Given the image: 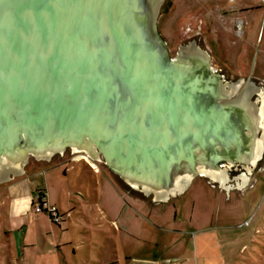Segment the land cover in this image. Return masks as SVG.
Segmentation results:
<instances>
[{
    "label": "water",
    "instance_id": "obj_1",
    "mask_svg": "<svg viewBox=\"0 0 264 264\" xmlns=\"http://www.w3.org/2000/svg\"><path fill=\"white\" fill-rule=\"evenodd\" d=\"M167 0H0V184L67 151L167 203L264 159V87L196 39L175 55Z\"/></svg>",
    "mask_w": 264,
    "mask_h": 264
},
{
    "label": "rangeland",
    "instance_id": "obj_2",
    "mask_svg": "<svg viewBox=\"0 0 264 264\" xmlns=\"http://www.w3.org/2000/svg\"><path fill=\"white\" fill-rule=\"evenodd\" d=\"M159 27L173 55L179 45L196 39L227 79L245 78L264 87V0H167ZM35 162L22 179L0 184V264H84L88 252L108 256L113 242L104 234L97 237L95 225L75 209L80 202L84 212L104 214L106 234H113L105 202L124 197L123 188L112 184L108 169L95 172L85 161H40L30 170ZM39 190L65 214L60 225L36 210ZM178 197L183 202L170 212L179 214V224L152 221L196 237L186 247L185 264H264V159L247 180L222 187L197 177ZM84 227L93 235L80 236Z\"/></svg>",
    "mask_w": 264,
    "mask_h": 264
},
{
    "label": "crops",
    "instance_id": "obj_3",
    "mask_svg": "<svg viewBox=\"0 0 264 264\" xmlns=\"http://www.w3.org/2000/svg\"><path fill=\"white\" fill-rule=\"evenodd\" d=\"M36 165L37 162L33 163L30 170L35 169ZM87 165L92 169L88 163ZM28 170L24 175L29 173ZM24 175L15 177L7 183L18 181ZM110 176L113 178L112 184H118L126 193L124 197L113 196L105 202L109 210V222L113 225V234H106L107 231L102 222L105 219L104 214H97L89 209L88 212H84L80 202H78V209H75L78 210L82 220H85L87 224L95 225L94 230L100 232L96 233L97 237L104 234L102 238L106 237L113 242L108 256L101 255L98 251L99 255L95 257L94 254L88 252V260H85L84 264H185L186 258L183 255L186 247L192 240L195 241L196 237L176 228H163L152 221V217H157L166 222L173 221L175 225L179 224L181 217L178 216V213H171L170 209L172 205L175 206L174 203H182L183 198L177 197L167 203H156L152 198L126 187L113 174ZM95 205L97 204L95 203ZM116 220L120 221L122 225H117ZM94 230L84 227L80 236L89 237L93 235ZM163 234L167 236L166 241L161 239ZM186 236L187 244L185 243ZM119 239L122 240V246L118 242ZM83 244L81 243L80 246ZM19 248L21 247L18 246Z\"/></svg>",
    "mask_w": 264,
    "mask_h": 264
},
{
    "label": "built area",
    "instance_id": "obj_4",
    "mask_svg": "<svg viewBox=\"0 0 264 264\" xmlns=\"http://www.w3.org/2000/svg\"><path fill=\"white\" fill-rule=\"evenodd\" d=\"M81 156H74L73 160L76 161H80ZM85 159V158H84ZM88 164L90 165V167L94 170V171H98V167L97 164L95 162L90 161L89 159H85ZM35 205V204H34ZM36 210L37 211H45L49 213V216L51 218V220L56 223V224H61L64 219H65V214L63 212H61V210L56 206V205H50L48 203V199H47V194L44 191V195H40L38 196V201L36 203Z\"/></svg>",
    "mask_w": 264,
    "mask_h": 264
},
{
    "label": "flooded vegetation",
    "instance_id": "obj_5",
    "mask_svg": "<svg viewBox=\"0 0 264 264\" xmlns=\"http://www.w3.org/2000/svg\"><path fill=\"white\" fill-rule=\"evenodd\" d=\"M222 66H223V64H221ZM218 69V71H220L222 74H223V71L220 69V68H217ZM70 154V156H68ZM74 156H78V155H72L71 154V152L70 151H67L63 156H55L54 157V159L52 160V162L53 161H69V160H73V157ZM81 161H85L86 163H88L85 159H83V158H81ZM91 161V160H90ZM93 162V161H92ZM96 163V162H95ZM97 164V167H98V171L97 172H106V169H108V168H106L103 164H101V163H96ZM90 166V165H89ZM109 170V169H108ZM96 172V171H95ZM110 172V174H112L111 173V171H109Z\"/></svg>",
    "mask_w": 264,
    "mask_h": 264
},
{
    "label": "trees",
    "instance_id": "obj_6",
    "mask_svg": "<svg viewBox=\"0 0 264 264\" xmlns=\"http://www.w3.org/2000/svg\"><path fill=\"white\" fill-rule=\"evenodd\" d=\"M38 192H39V196L44 195V190H39Z\"/></svg>",
    "mask_w": 264,
    "mask_h": 264
},
{
    "label": "bare ground",
    "instance_id": "obj_7",
    "mask_svg": "<svg viewBox=\"0 0 264 264\" xmlns=\"http://www.w3.org/2000/svg\"><path fill=\"white\" fill-rule=\"evenodd\" d=\"M80 158H85V159H87V157H86V156H81Z\"/></svg>",
    "mask_w": 264,
    "mask_h": 264
}]
</instances>
